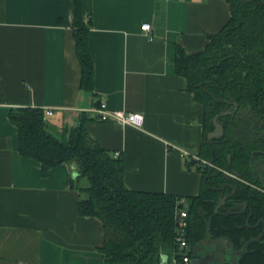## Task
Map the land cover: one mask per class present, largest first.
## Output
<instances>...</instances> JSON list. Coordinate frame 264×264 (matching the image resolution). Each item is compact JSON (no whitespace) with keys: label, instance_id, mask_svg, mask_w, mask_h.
I'll list each match as a JSON object with an SVG mask.
<instances>
[{"label":"crops","instance_id":"obj_1","mask_svg":"<svg viewBox=\"0 0 264 264\" xmlns=\"http://www.w3.org/2000/svg\"><path fill=\"white\" fill-rule=\"evenodd\" d=\"M82 8L90 20L93 93L79 88L75 0H0V264H104L101 222L77 212L74 165L42 175L37 161L22 157L8 118L13 108L51 110L46 129L58 139L86 113L89 136L122 157L128 189L182 197L200 189L201 174L189 163L202 143L203 110L175 73V47L203 51L207 36L228 21V4L82 0ZM101 102L143 114V127L98 121L91 111Z\"/></svg>","mask_w":264,"mask_h":264},{"label":"trees","instance_id":"obj_2","mask_svg":"<svg viewBox=\"0 0 264 264\" xmlns=\"http://www.w3.org/2000/svg\"><path fill=\"white\" fill-rule=\"evenodd\" d=\"M224 1L229 19L207 36L203 51L188 54L175 47V73L186 81L203 110L197 195L128 189L122 157H114L89 136L85 124L91 119L86 113H80L77 124L58 139L47 131L43 109L9 111L20 155L37 161L42 175L62 163L74 165L70 186L79 192L77 212L101 222L99 252L104 264H160L163 255L168 264H184L174 233V210L180 198L187 201L186 256L190 260L264 264V186L252 158L264 181V0ZM89 32L82 0H75L72 35L81 71L79 88L93 93ZM226 111L231 114L217 119L223 134L208 139L216 130L213 119ZM81 180L88 184L79 186Z\"/></svg>","mask_w":264,"mask_h":264},{"label":"built area","instance_id":"obj_3","mask_svg":"<svg viewBox=\"0 0 264 264\" xmlns=\"http://www.w3.org/2000/svg\"><path fill=\"white\" fill-rule=\"evenodd\" d=\"M142 31H149L150 25L145 23L141 25ZM94 117L101 122H116L121 126H130L133 128L141 129L144 124V116L141 113L125 112V111H110L106 108L104 103H100L98 107L91 111ZM46 116L52 114L51 110H47ZM185 155H188L185 153ZM119 154H115L114 157H118ZM196 160L199 158L195 157ZM206 164L205 161H202ZM187 201L185 198H180L177 202V206L174 210V233H175V243L182 254V261L184 264H190V259L186 256V251L188 249V244L186 241L187 227H188V213L186 209Z\"/></svg>","mask_w":264,"mask_h":264},{"label":"water","instance_id":"obj_4","mask_svg":"<svg viewBox=\"0 0 264 264\" xmlns=\"http://www.w3.org/2000/svg\"><path fill=\"white\" fill-rule=\"evenodd\" d=\"M234 106L236 108V104H234ZM234 111H235V109H234ZM229 114H231V112L230 111H226V112H223V113L219 114L218 116H216L213 119V123H214V126H215L216 130L214 132H211V133L208 134V139H211V138H214V137H219V136H221L223 134V127L220 124L217 123V119L219 117L226 116V115H229ZM252 158L254 160V163L256 165L259 177H260V179H261V181L263 183V186H264V181H263V177H262V174H261V170L258 167L257 162L254 159V155H252ZM228 160H230V157H228ZM195 164H196V159L191 160V165H195ZM224 202H225V198L221 199V201L219 202V204L215 208V212L218 211V209L220 208V206ZM160 264H168V257L166 255L161 256ZM190 264H201V261L198 258H193V259H191Z\"/></svg>","mask_w":264,"mask_h":264},{"label":"rangeland","instance_id":"obj_5","mask_svg":"<svg viewBox=\"0 0 264 264\" xmlns=\"http://www.w3.org/2000/svg\"><path fill=\"white\" fill-rule=\"evenodd\" d=\"M49 120H50V118H48V121H49ZM85 184H88V183H87V181H86V183H85Z\"/></svg>","mask_w":264,"mask_h":264}]
</instances>
